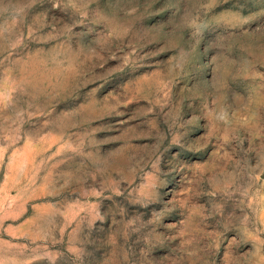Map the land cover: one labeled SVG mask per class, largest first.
Instances as JSON below:
<instances>
[{
	"label": "rangeland",
	"instance_id": "1",
	"mask_svg": "<svg viewBox=\"0 0 264 264\" xmlns=\"http://www.w3.org/2000/svg\"><path fill=\"white\" fill-rule=\"evenodd\" d=\"M0 264H264V0H0Z\"/></svg>",
	"mask_w": 264,
	"mask_h": 264
}]
</instances>
